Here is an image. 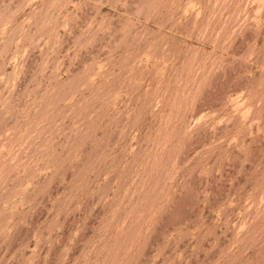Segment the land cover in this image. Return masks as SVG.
<instances>
[{"label": "rangeland", "instance_id": "rangeland-1", "mask_svg": "<svg viewBox=\"0 0 264 264\" xmlns=\"http://www.w3.org/2000/svg\"><path fill=\"white\" fill-rule=\"evenodd\" d=\"M0 264H264V0H0Z\"/></svg>", "mask_w": 264, "mask_h": 264}]
</instances>
